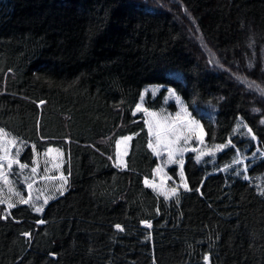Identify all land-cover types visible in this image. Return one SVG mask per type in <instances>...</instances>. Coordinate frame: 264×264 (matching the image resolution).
Listing matches in <instances>:
<instances>
[{
    "label": "trees",
    "instance_id": "1",
    "mask_svg": "<svg viewBox=\"0 0 264 264\" xmlns=\"http://www.w3.org/2000/svg\"><path fill=\"white\" fill-rule=\"evenodd\" d=\"M176 1L171 10L138 0H0V127L28 144L27 164L61 148L69 179L40 213L0 206V264H264V195L219 170L238 149L264 150V0ZM148 85L163 86L149 108L171 87L208 145L231 141L214 163L189 152L187 190L171 199L144 182L158 164L135 113ZM240 120L255 140L234 135ZM127 135L120 167L116 143ZM169 172L180 181L176 165ZM248 174H264V157Z\"/></svg>",
    "mask_w": 264,
    "mask_h": 264
},
{
    "label": "rangeland",
    "instance_id": "2",
    "mask_svg": "<svg viewBox=\"0 0 264 264\" xmlns=\"http://www.w3.org/2000/svg\"><path fill=\"white\" fill-rule=\"evenodd\" d=\"M138 1L144 5L171 10H174L179 5L176 0ZM180 11L182 12L181 21L186 23L188 31L199 45L209 64L213 65L214 70L221 68L220 62H217L218 57L216 52L203 39L200 30L193 22L191 16L187 14L184 8ZM162 88L163 86L161 85H148L142 92L138 103L140 110L136 106L135 113H141L144 116L149 131V145H151L150 148L158 160L153 178H145L144 182L147 181L145 184L148 187L171 199L181 189H185L184 184L186 182L184 174L183 180H181L180 176V181L174 182L169 172V167L176 165L181 173L179 161L182 160L184 164L186 155L189 152H193L199 162L203 163L208 159V161L214 163L217 155L231 144L227 142L213 146L208 145L201 122L191 115L182 97L171 87H168V90L171 89L175 95H170L169 91H167L166 98L160 108H149L146 104L148 97H156ZM192 119L199 121L200 128H196L190 123ZM248 129L246 124L240 120L235 127L234 135H239L242 139H253L252 131L249 134ZM131 138V135H127L118 139L119 145L116 143L115 165L120 167L126 166V156L129 152ZM30 145L34 147L33 144ZM219 145L227 146L218 148L217 146ZM27 147L28 144L25 141L0 127V199L5 201L0 206H3L5 211L9 210L7 207L9 202L20 203V197L29 199L28 204L33 208L36 206L44 209L46 206L44 199L48 198L49 202L60 193L57 189L60 184L64 183L62 177L67 178L64 184L65 189L69 185V179L62 171L65 155L61 148L49 146L43 152L39 153L36 151L33 164H27L20 159V156ZM17 152L19 153L18 155ZM170 153L171 159L169 158ZM263 157L264 150L258 145L253 152H250L249 147H244L238 149L232 161L220 166L219 170L228 175L241 176L244 179L247 177V180H250L261 193L264 191V174L253 178L248 174V167L250 162L254 163ZM236 161L239 162L237 163ZM9 164H11V168H9ZM20 164H25L28 167L22 169ZM32 168H36L35 173L32 172ZM29 183L32 184L31 189L28 188ZM172 189H176L175 194H172ZM17 193H19V196Z\"/></svg>",
    "mask_w": 264,
    "mask_h": 264
},
{
    "label": "snow or ice",
    "instance_id": "3",
    "mask_svg": "<svg viewBox=\"0 0 264 264\" xmlns=\"http://www.w3.org/2000/svg\"><path fill=\"white\" fill-rule=\"evenodd\" d=\"M168 91H169V94H170V95H175V93H174L171 89H169ZM177 99H179V97H177ZM137 109L140 110V105H137ZM190 123H191L192 125H194L196 128H200L199 121H197V120H195V119H192V120L190 121ZM150 131H151V127H150ZM201 131H202V129H201ZM251 131H252L251 129H248L249 134H251ZM157 138L159 139V137H157ZM252 138L255 139V136L253 135ZM129 139H130V138H129ZM201 142H202V137H201ZM228 143L231 144V141H229ZM117 145H119V141L117 142ZM150 146H151V145H150ZM226 146H227V145H219V146H217V147H218V148H224V147H226ZM18 154H19V153L17 152V155H18ZM202 154H203V153H202ZM169 158L171 159V153L169 154ZM236 162L238 163L239 161H236ZM179 163H180V166H181V173H180V176H181V180H183V171H182V169H183V161L181 160V161H179ZM20 167L23 169V168H26V167H28V166L25 165V164H20ZM9 168H11V164H9ZM32 172L35 173V172H36V168H32ZM62 179L64 180V183L60 184V185H59V188L57 189V190L60 192L61 195L63 194V191L66 190L65 187H64V184L66 183V179H67V178H66V177H62ZM245 179H247V177H245ZM5 182H7V181H5ZM145 182L147 183V181H145ZM31 187H32V184L29 183V184H28V188L31 189ZM184 187H185V189L187 190V187H188V186H187L186 183L184 184ZM171 191H172V194H175L176 189H172ZM17 195L19 196V193H17ZM261 195H264V191L261 192ZM37 199H38V198H37ZM19 202H20V203H24V204H28V203H29V199H25L24 197H20ZM47 202H48V198H45V199H44V204H47ZM2 203H5V201L2 200V199H0V204H2ZM7 207H8V209H11V208H13V207H16V204H15V203H12V202H9L8 205H7ZM34 210H35L36 212H42V211H43V208H42V207H36V206H34ZM40 223H44V221H40ZM143 223H145L149 228L151 227V224H150L148 221H144ZM115 227H116L117 229H120L121 231H123V229L121 228V226H120L119 224L115 225ZM25 235H29V234H28V233H25ZM205 259H207V257H205Z\"/></svg>",
    "mask_w": 264,
    "mask_h": 264
}]
</instances>
